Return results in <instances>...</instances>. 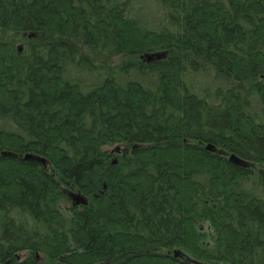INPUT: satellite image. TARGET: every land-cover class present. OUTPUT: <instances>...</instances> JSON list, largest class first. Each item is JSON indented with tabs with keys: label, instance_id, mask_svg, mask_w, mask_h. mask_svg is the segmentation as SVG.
<instances>
[{
	"label": "trees",
	"instance_id": "obj_1",
	"mask_svg": "<svg viewBox=\"0 0 264 264\" xmlns=\"http://www.w3.org/2000/svg\"><path fill=\"white\" fill-rule=\"evenodd\" d=\"M55 263L264 264V0H0V264Z\"/></svg>",
	"mask_w": 264,
	"mask_h": 264
},
{
	"label": "water",
	"instance_id": "obj_2",
	"mask_svg": "<svg viewBox=\"0 0 264 264\" xmlns=\"http://www.w3.org/2000/svg\"><path fill=\"white\" fill-rule=\"evenodd\" d=\"M210 148V147H209ZM117 152V153H120L122 151V148L121 146H118L115 150H113V152ZM26 159L30 160V159H36V160H39L41 162H45V160L43 158H40L39 156H36V155H32V154H27L25 156ZM231 159L235 162H238L239 160L235 157V156H232ZM116 161H114L115 163ZM73 200H75V203L77 204H80V203H83L85 204L86 201H85V198L83 196H80V195H77V194H71ZM176 256H184L183 254H181V252H176L175 253ZM104 264V263H102Z\"/></svg>",
	"mask_w": 264,
	"mask_h": 264
},
{
	"label": "flooded vegetation",
	"instance_id": "obj_3",
	"mask_svg": "<svg viewBox=\"0 0 264 264\" xmlns=\"http://www.w3.org/2000/svg\"><path fill=\"white\" fill-rule=\"evenodd\" d=\"M115 163H117V162H115ZM65 194L67 195L66 197L69 200V204H70L69 207L80 208L81 206H86L89 204V198H87V197H84L85 201H86L85 204H83V203L77 204V203H75V200H73V198L71 196V194H73V193L65 191ZM57 264H60V263H57Z\"/></svg>",
	"mask_w": 264,
	"mask_h": 264
},
{
	"label": "rangeland",
	"instance_id": "obj_4",
	"mask_svg": "<svg viewBox=\"0 0 264 264\" xmlns=\"http://www.w3.org/2000/svg\"><path fill=\"white\" fill-rule=\"evenodd\" d=\"M117 161V159H114V161ZM116 164V163H115ZM66 205H70L69 203L68 204H66ZM66 207V209H68V206H65ZM65 209V208H64ZM56 264V263H55Z\"/></svg>",
	"mask_w": 264,
	"mask_h": 264
}]
</instances>
